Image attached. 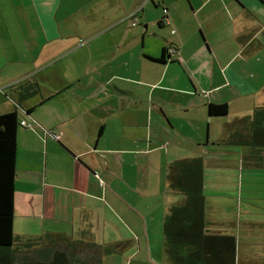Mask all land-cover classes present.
Segmentation results:
<instances>
[{"label": "crops", "instance_id": "0c3cea01", "mask_svg": "<svg viewBox=\"0 0 264 264\" xmlns=\"http://www.w3.org/2000/svg\"><path fill=\"white\" fill-rule=\"evenodd\" d=\"M13 110L35 118L16 139L19 264L56 250L171 264L163 223L183 196L169 166L197 157L208 232L236 237V264H264V0H0V113ZM225 171L240 182L223 188Z\"/></svg>", "mask_w": 264, "mask_h": 264}, {"label": "trees", "instance_id": "16d2710c", "mask_svg": "<svg viewBox=\"0 0 264 264\" xmlns=\"http://www.w3.org/2000/svg\"><path fill=\"white\" fill-rule=\"evenodd\" d=\"M137 11L130 17L137 22ZM160 22L168 23V9ZM174 30H172V33ZM178 54L176 46L163 49L161 58ZM18 104V103H17ZM20 106V105H18ZM211 116H223L228 104H209ZM21 119L19 110L0 113V264H19L12 247L15 242V181L17 176V135L20 127H26L34 120L31 111H24ZM31 119L28 118V115ZM24 120L25 124L21 121ZM264 136V135H263ZM260 138L262 136H259ZM264 141V139L262 140ZM169 184L183 199L174 204L166 214L163 223L164 249L171 264H236L237 240L234 235L209 233L205 215L204 171L202 159H180L169 166ZM25 264H72L71 257L63 250H56L52 260H35Z\"/></svg>", "mask_w": 264, "mask_h": 264}, {"label": "rangeland", "instance_id": "374dc122", "mask_svg": "<svg viewBox=\"0 0 264 264\" xmlns=\"http://www.w3.org/2000/svg\"><path fill=\"white\" fill-rule=\"evenodd\" d=\"M224 160H221L219 162H223ZM231 163H233V161H230ZM222 164V163H221ZM226 168H236V167H226ZM225 168V169H226ZM228 171H230L229 169H226ZM231 170V171H233ZM215 174L212 176L214 178H219L220 182H225V183H222V185L224 186L223 188H226V187H229L235 183H239L240 182V177H239V174H236L234 172H231L232 174L228 175L227 171H225V173H217V172H214ZM210 175V174H209ZM208 175V177H209ZM208 184L210 185V181L208 180ZM214 185V184H213ZM234 188L235 187H230L228 189H230V193H234ZM212 192H216L215 191V188L214 189H210ZM231 201H228L226 204H228V207L231 206L232 203H230ZM234 202V200L232 201Z\"/></svg>", "mask_w": 264, "mask_h": 264}, {"label": "built area", "instance_id": "2783aa9c", "mask_svg": "<svg viewBox=\"0 0 264 264\" xmlns=\"http://www.w3.org/2000/svg\"><path fill=\"white\" fill-rule=\"evenodd\" d=\"M173 32H175V30H174ZM21 123H22V124H25V121L22 120ZM30 125H31V124H30ZM56 137H58V136L56 135Z\"/></svg>", "mask_w": 264, "mask_h": 264}]
</instances>
